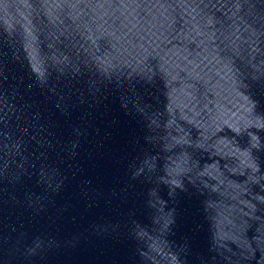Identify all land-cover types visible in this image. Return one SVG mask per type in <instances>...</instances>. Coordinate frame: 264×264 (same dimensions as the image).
<instances>
[{
	"label": "water",
	"instance_id": "obj_1",
	"mask_svg": "<svg viewBox=\"0 0 264 264\" xmlns=\"http://www.w3.org/2000/svg\"><path fill=\"white\" fill-rule=\"evenodd\" d=\"M0 264H264V0H0Z\"/></svg>",
	"mask_w": 264,
	"mask_h": 264
}]
</instances>
